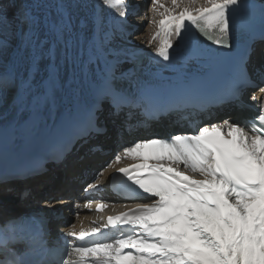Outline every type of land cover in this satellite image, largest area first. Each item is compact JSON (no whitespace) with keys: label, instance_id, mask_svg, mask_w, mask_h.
I'll use <instances>...</instances> for the list:
<instances>
[{"label":"snow or ice","instance_id":"1","mask_svg":"<svg viewBox=\"0 0 264 264\" xmlns=\"http://www.w3.org/2000/svg\"><path fill=\"white\" fill-rule=\"evenodd\" d=\"M171 2L183 10L173 14L165 9L167 15L158 21L156 55L164 62H171L173 40L185 41L193 28L215 45L229 47L228 10L239 0H207L201 7L195 6L197 0ZM38 4L0 0V53L9 43L19 42L43 54L46 41L39 32L45 21L36 14ZM152 5L164 15L159 0ZM70 28L71 15L61 6L58 18L48 22V31L62 40ZM46 51L51 56L52 45ZM9 85H17L13 72L0 75V91ZM18 86L25 91L32 87L27 76ZM255 119L259 126L254 122L246 128L225 120L192 134H175L171 142L156 137L125 148L126 155L142 163L118 172L153 202L109 216L103 229L129 226L128 232L110 242L72 245L65 264H264V106ZM12 191L0 188V194ZM104 206L98 204L97 210ZM102 228L68 235L84 241ZM0 252L5 253L0 264H21L7 239H0Z\"/></svg>","mask_w":264,"mask_h":264},{"label":"bare ground","instance_id":"2","mask_svg":"<svg viewBox=\"0 0 264 264\" xmlns=\"http://www.w3.org/2000/svg\"><path fill=\"white\" fill-rule=\"evenodd\" d=\"M18 3H24V0H18ZM148 3L149 0H133L131 4L127 0H39L36 14L45 21L39 32L40 39L46 41L45 51L38 54L35 49L17 42L8 57V70L4 73H15L17 85L6 86L0 91V151L9 148V141L13 145L22 142L31 129H37L39 122L56 123L73 109L86 111L97 104L94 130L78 137L66 157L64 168L49 164V172L45 175L22 183L0 185V188L13 189L9 194H0V221L17 217L27 207L47 213L44 206L48 205L53 210L65 212L71 199L82 198V188L92 182L98 166L110 160L115 150V125L121 119L110 107L111 92L135 91L136 82L141 79H191L200 75L199 69L208 68V50L201 49L194 41V28L190 35L186 34L185 41L173 40L171 62H164L156 55L159 39L154 38L159 32L158 21L167 15L165 9L173 14L183 9L174 6L171 0H159L163 5L159 11L164 15L157 14L153 5L148 14ZM206 4L207 0H197L195 6ZM61 6L71 15V28L62 40H57L48 31V22L58 18ZM130 6H135L140 13L130 14ZM49 44L53 47L51 56L46 51ZM139 58L141 61L135 63ZM257 61L250 67V72L264 74V58H257ZM25 76L32 85L29 91L18 86ZM258 92L251 95L257 96L249 101L252 107L259 106ZM227 118L238 117H224ZM98 128L102 133L97 132ZM41 134L40 130L33 135L34 139ZM92 145L101 146L111 154L90 156L88 149ZM111 170L105 171L98 182L107 183ZM83 171L87 172L86 183L79 186L84 179ZM23 189L30 190L26 199H20L19 192ZM44 193L46 197H42ZM85 200L82 199V203ZM41 201L43 204H39ZM83 216L92 217L86 212L80 217ZM52 229L64 231L58 223Z\"/></svg>","mask_w":264,"mask_h":264},{"label":"rangeland","instance_id":"3","mask_svg":"<svg viewBox=\"0 0 264 264\" xmlns=\"http://www.w3.org/2000/svg\"><path fill=\"white\" fill-rule=\"evenodd\" d=\"M128 1V4L130 3H132V1L133 0H127ZM151 8H152V0H149V3L147 4V6H146V11H147V13L148 14H150V11H151ZM128 22H131L130 20L128 21ZM16 43H9L8 45H7V48H6V50L5 51H3L2 53H0V74L1 73H4V72H6L7 70H8V62H7V60H8V57L9 56H11L12 54H11V52L13 53V51H14V46H16L15 45ZM17 121V120H16ZM48 123H50V122H39L38 123V127H37V129L35 130V131H33L34 129H31V131H29L28 133H27V136L26 137H24L23 138V142H33V139H34V136L41 130L42 131V133H43V131L45 130V127L48 125ZM41 127V128H40ZM36 134H35V133ZM31 135V136H30ZM34 135V136H33ZM42 135V134H41ZM41 135H39V136H41ZM26 138V139H25ZM32 140V141H31ZM8 144H10L11 146H14V147H12L11 148V150H16V149H18L21 145L19 144V147H17L18 145H16V144H12V142L11 143H8Z\"/></svg>","mask_w":264,"mask_h":264},{"label":"water","instance_id":"4","mask_svg":"<svg viewBox=\"0 0 264 264\" xmlns=\"http://www.w3.org/2000/svg\"><path fill=\"white\" fill-rule=\"evenodd\" d=\"M45 139H46V138H45ZM15 152H16V151H15ZM33 152H36V148H35V147L30 148V149L28 150V152H26V154H36V153H37V152H36V153H33ZM11 158H12V159L17 158V153H16V154L14 153V155H12Z\"/></svg>","mask_w":264,"mask_h":264}]
</instances>
